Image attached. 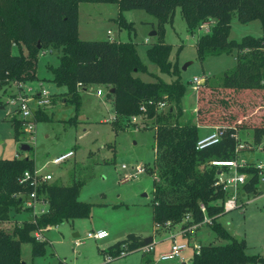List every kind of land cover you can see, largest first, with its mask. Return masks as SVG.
Instances as JSON below:
<instances>
[{"label":"trees","instance_id":"obj_1","mask_svg":"<svg viewBox=\"0 0 264 264\" xmlns=\"http://www.w3.org/2000/svg\"><path fill=\"white\" fill-rule=\"evenodd\" d=\"M81 2L118 3L119 22L123 27H127L124 11L142 9L156 16L159 40L149 47L147 54L162 74L176 78L169 82L155 74V80L148 82L137 75L146 71L147 66L133 40L81 39ZM178 7L192 34L214 21L213 27L197 41L201 61L234 50L238 52L234 68L225 71L217 82L210 83L207 77L205 84L197 87L196 121L182 120V101L187 87L178 64L170 59L173 46L165 39V24L173 21ZM235 14L243 22L260 19L264 33V0H0L1 86L38 80V55L43 49L53 47L62 52L59 65L52 67L53 81L67 87L77 104L80 90L101 85L113 102L115 130L121 126L118 123L121 117L131 121L132 116L140 115L145 124L152 121L149 127L155 129L153 220L156 230L180 224L189 227L201 223L207 215L213 218L211 228L217 236L226 240L221 244L202 245L191 264H264V256L249 254L246 240L232 235L218 221L225 212L223 204L229 192L217 182L220 173H229L230 168L212 161H229L238 156L234 135L240 129L252 130L253 142L264 143V118L252 125H242L247 115L244 118L231 115L237 110L236 102L248 94L264 91V34L230 40ZM21 43L26 45L29 55L12 52L13 46ZM260 100L264 103L262 97ZM160 102L171 105L162 112L158 107ZM204 102L207 108L203 110ZM219 103L223 104L222 112L215 113L220 109ZM36 117L45 118L39 113ZM13 124L17 132L22 122L13 120ZM203 126L219 127L222 138L214 145L197 149ZM35 167L34 159L28 156L0 159V222L10 221L12 211H24L23 199L15 194L32 191V187L21 184L19 179ZM239 170L249 176L242 185V193H255L260 182L258 167L247 163ZM82 186L83 181L69 185L59 181L42 183L38 195L48 199L47 212L35 217L30 214V219L16 224L12 230L0 229V264H23L21 247L25 242L33 244L34 255L42 254L46 241L36 240L32 233L37 229L50 231L65 221L90 217L93 204L80 199ZM25 210L31 213V209ZM144 239L130 233L103 253L105 257L118 255L124 246L130 251L136 250L145 245ZM57 264L67 263L60 260Z\"/></svg>","mask_w":264,"mask_h":264},{"label":"rangeland","instance_id":"obj_2","mask_svg":"<svg viewBox=\"0 0 264 264\" xmlns=\"http://www.w3.org/2000/svg\"><path fill=\"white\" fill-rule=\"evenodd\" d=\"M123 14L128 28L121 26L119 22L118 3L81 2L80 38L133 40L140 58L147 66L146 71L137 75L148 82L155 80L153 76L155 74L165 81L174 80L175 76L162 74L157 63L147 54L149 47L159 40V19L142 9L127 10ZM213 25L214 21H210L192 34L179 7L173 21L165 24V39L173 46L170 59L178 64L181 78L187 87L182 101L183 110L185 109L183 121H192L195 114L197 84L193 81L194 77H210L209 82L215 83L225 71L234 68L238 63L237 50L210 56L205 61L199 59L197 41ZM153 31H157V34L152 35ZM263 34L260 19L243 22L237 14L233 16L230 40L240 41L248 35L261 37ZM12 52L29 55L24 43L14 45ZM61 55V49L45 48L38 55V80L0 85V159H14L19 154L21 158L27 156L33 158L35 165L41 167L55 156L73 149L75 156L72 159L61 165L49 164L46 171L54 174L51 181H59L65 185L83 181L80 199L92 203L93 207L90 217L71 219L50 231L43 230L46 244L42 254L34 255L33 244L23 243L21 247L23 260L27 264H57L60 260L67 264H142L146 256L152 254L155 264H181L178 260L166 263L158 260L159 254L171 245L172 239L171 234L166 231H170V228L156 230L153 220L155 129L149 127L153 124L152 121L145 124L143 117L140 116L138 123H132L128 118L121 117L118 122L121 126L115 130L112 122L115 118L113 102L107 98V89L101 85L80 90L77 104L67 87L59 86L53 81L52 67L59 65ZM42 87L51 92V104L44 108L32 107L34 116L28 120L35 122L36 129L34 138L31 139V134L24 131V119L19 113L18 105L21 99L32 98ZM99 89L104 91L102 96L97 95ZM261 97L264 99V91L254 95L248 94L241 102H236L237 110L231 113L233 118L238 116L244 118L247 115L242 125L261 122L264 118V103H260ZM33 103L34 101H31L32 105ZM170 105L168 102L161 111H166ZM222 105L219 103L220 109L215 113L222 112ZM202 107L203 110L207 108L205 102ZM38 113L45 118L38 120L36 117ZM13 120L22 122L17 132ZM243 130L249 129L239 131ZM204 131L200 133V137L204 135ZM244 139L241 138L242 141H245ZM25 142L31 145L29 151L22 149V143ZM253 146V150L246 149L240 152V160L253 165L264 163V143L253 142ZM124 164L128 166L127 170L122 168ZM138 164L145 166V172L136 178L124 179L125 174L131 172L133 166ZM242 191L241 187L240 192ZM219 203L222 204V201ZM23 210L19 213L11 212L10 221L14 223L10 230L16 224H22L25 219H30L31 213L24 208ZM218 221L228 228L232 235L246 240L249 254L264 256V181L260 180L255 193L240 195L238 207L225 210ZM10 224L11 222L7 225L1 223L0 229H7ZM100 229L108 230L109 237L103 240L86 238L89 232ZM76 232L79 233L78 236L74 235ZM130 233L144 238L152 237L156 250L146 254L138 248L126 256L106 260L103 250L125 239ZM32 234L34 235V232ZM195 234L200 242H193H198L201 246L226 242L225 239L218 237L209 225L199 228ZM77 238L83 239L80 246L75 244ZM178 239L180 242H188V239L182 236H178ZM194 254L195 250L192 247L186 249L184 256L189 261L186 264H191L190 259Z\"/></svg>","mask_w":264,"mask_h":264},{"label":"built area","instance_id":"obj_3","mask_svg":"<svg viewBox=\"0 0 264 264\" xmlns=\"http://www.w3.org/2000/svg\"><path fill=\"white\" fill-rule=\"evenodd\" d=\"M110 33V31H109ZM207 77H198L195 76L193 81L197 84L196 89L199 85H203L206 82ZM21 83V82H19ZM104 94V91L102 89H99L97 91L98 96H102ZM51 92L46 88H39L36 93L33 95L32 98L25 97L19 101L18 109L19 113L22 115L24 119V131L26 133L31 134V139L34 138L33 134L36 129V124L34 121L28 120L31 117L34 116L32 107H39L44 108L51 104ZM31 101H34L33 105L31 104ZM166 105L165 102H160L158 104V107L162 109ZM142 110L145 111V106L142 107ZM140 115H134L131 117L132 123H138L139 122ZM235 139H237L238 144L236 146V154L238 155L236 158L231 159L229 161H212V164L216 165H227L230 168L229 173L222 174L220 173V179L218 180V184L227 192H229V195L224 201L223 207L225 210H232L238 207V198L240 195H242V192H240V188L244 183H246L248 179V174L240 172L239 168L244 167L247 165V162L240 160V152L242 150H253L254 146L251 143L242 141L239 137V133L234 135ZM222 138V132L220 131L219 127H214V130L207 134L202 136L198 142H197V149H204L206 147H209L211 145H214L218 143ZM263 150V148H261ZM75 156V151L73 149H70L66 152H63L57 156H55L53 159H51L49 162L44 164L41 167L36 166L33 171H25L23 175L20 177L19 182L24 185H28L32 187V191H30L27 194H24L23 192L16 193L15 195L17 197H21L23 199V208L24 209H31V214L33 217L37 215H41L48 210V199L44 196L38 195V188L42 183L51 181L54 179V174L52 172L46 171V168L49 164L53 165H61L68 160L72 159ZM17 158H21L19 154L16 156ZM259 169V179L261 181H264V163H258L256 165ZM123 169H128V166L124 164L122 166ZM145 166L142 164H138L136 166H133L131 172L125 174L124 179L130 180L133 178L138 177L140 174L145 172ZM203 212H206V207L204 205L201 206ZM213 224V218L209 216H205L204 220L201 223H197L195 225L189 226V227H182L178 231H174L171 233V239L172 243L170 246V249L168 251L162 252L159 254V262L166 263L172 260H181L182 253L186 251L187 248L192 247L195 250V253L200 252L201 244L200 243H194L188 240V242H180L178 239V236H186L188 234H195L196 231L203 227L204 225L211 226ZM170 225V224H169ZM109 231L106 229H100L97 231L89 232L86 238H93L96 240H103L107 237H109ZM34 236L37 241L43 242L46 241L45 236L43 235V230L37 229L34 231ZM83 242V239L77 238L75 240L76 246H80ZM141 249L144 251V253H152L155 249L154 242L144 245L141 247ZM130 250L127 246L123 247V250L118 255H112L108 254L105 258L108 261L113 260L114 258H118L121 256H126ZM142 264H155L154 262H145Z\"/></svg>","mask_w":264,"mask_h":264},{"label":"crops","instance_id":"obj_4","mask_svg":"<svg viewBox=\"0 0 264 264\" xmlns=\"http://www.w3.org/2000/svg\"><path fill=\"white\" fill-rule=\"evenodd\" d=\"M112 40V39H111ZM195 91H196V89H195ZM196 100H197V97L195 98V102H196ZM185 110V109H184ZM194 111H195V114L193 115V121H196V105L194 106ZM200 129H201V132L200 133H203V131L205 132L204 133V135H207V134H209V133H211L213 130H214V127H212V126H208V127H205V126H203V127H200ZM246 134V135H245ZM203 135V136H204ZM248 136V137H247ZM239 137L240 138H242V140L244 139V137H245V141H247L248 143H251V144H253V131L252 130H243V131H239ZM264 151V150H263ZM248 163V162H247ZM254 163H256V162H254ZM249 164V163H248ZM246 193L245 192H243L242 193V195L244 196ZM9 222H11V224H10V226H7V229H10L11 227H12V224L14 223V222H12V221H6V222H0V224L1 223H4V224H6L7 225V223H9ZM181 224L180 225H176V226H172V227H169L170 228V231H171V233L172 232H174V231H178L180 228H181ZM169 234H171L170 233V231L169 230H166ZM76 233H78V232H76ZM75 235V234H74ZM76 236V235H75ZM170 237H171V235H170ZM183 238H185V239H188L189 241H198V242H200V240H197V236H196V234H188V235H186V236H182ZM153 242H154V240H153ZM172 243V242H171ZM154 244H155V242H154ZM112 245V244H111ZM171 246V245H170ZM170 246L166 249V250H163L162 252H165V251H168L169 249H170ZM156 250V248L154 249V251ZM161 252V253H162ZM186 252V251H185ZM185 252H183L182 253V257L183 258H181V260H178L179 261V263H181V264H186V263H188L189 261L187 260L188 258L187 257H185L184 256V253ZM193 259V258H192ZM192 259H190V261H192ZM154 261V255H152V254H148L147 256H146V259H145V262H153ZM145 262H143V263H145Z\"/></svg>","mask_w":264,"mask_h":264},{"label":"water","instance_id":"obj_5","mask_svg":"<svg viewBox=\"0 0 264 264\" xmlns=\"http://www.w3.org/2000/svg\"><path fill=\"white\" fill-rule=\"evenodd\" d=\"M157 34V31H153L152 32V35H156ZM187 68V65L184 66V69ZM22 149L25 150V151H29L31 149V145L29 143H22ZM76 236L79 235V233H75ZM153 241V238L152 237H147L144 239V242H145V245H148L150 243H152ZM23 264H26L25 261H23Z\"/></svg>","mask_w":264,"mask_h":264}]
</instances>
